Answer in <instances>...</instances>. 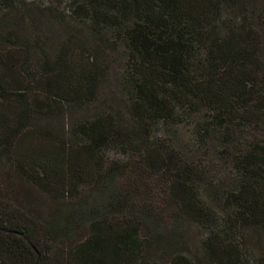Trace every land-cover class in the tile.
<instances>
[{"label":"trees","instance_id":"trees-1","mask_svg":"<svg viewBox=\"0 0 264 264\" xmlns=\"http://www.w3.org/2000/svg\"><path fill=\"white\" fill-rule=\"evenodd\" d=\"M65 1L69 18L88 36L97 41L110 34L125 43L122 80L131 122L112 113L80 122L78 146L37 127L38 117L93 103L107 70L72 44L73 35L54 60L23 33L2 36L0 147L15 176L56 203L43 217L0 199V264H145L153 243L144 232L153 216L136 200L145 195L141 188L158 180L167 183L181 212L208 231L204 263L264 264L249 238L250 231L264 233V134L244 139L233 155L223 217L199 199V171L183 165L165 139L153 138L176 103L209 110L224 137L264 126L261 35L236 14L233 23L219 26L222 7L233 11L238 0ZM14 2L0 0V13ZM205 127L198 141L208 136ZM110 147L131 162L104 160ZM120 177L127 181L121 187ZM167 264L198 263L176 254Z\"/></svg>","mask_w":264,"mask_h":264},{"label":"rangeland","instance_id":"rangeland-1","mask_svg":"<svg viewBox=\"0 0 264 264\" xmlns=\"http://www.w3.org/2000/svg\"><path fill=\"white\" fill-rule=\"evenodd\" d=\"M14 6L7 13H0V40L4 34L17 31L25 34L37 48L47 53L54 60L59 45L70 38L79 50L84 49L98 59L99 64L107 70L95 93L93 103L84 108L68 105L53 112L51 117H38L35 125L48 130L58 138L78 146L81 142L76 132L80 122L93 120L106 113L117 115L123 122L130 123L127 90L123 83V74L128 60V50L123 41L106 34L99 40L88 36L89 31L83 25L69 18L70 5L65 0H14ZM238 7H222L219 12L221 22L233 23L238 15L242 21H250L261 35L262 58L264 59V24L261 17L264 11V0H238ZM1 12V11H0ZM234 14V15H233ZM172 118L166 119L154 131L153 138L165 139L174 154L182 160L183 165H192L201 177L195 182L199 199L217 217L226 216L225 200L233 175V155L241 147L244 139L264 134L261 130L249 128L233 136L229 132L224 137L213 121V114L202 107L187 106L186 103L173 104ZM209 124H213L208 128ZM201 125L206 126L208 136L198 141L197 131ZM237 133V132H233ZM206 140V142H204ZM126 155L116 147L104 152V160L113 164L126 166ZM137 185L140 186L139 181ZM127 183L120 177L117 184L121 187ZM141 199L136 200L137 208L151 211L153 222L147 224L145 235L150 236L152 246L148 250L144 263L159 262L167 264L176 254H185L198 264H206V253L203 242L207 230L181 212L179 204L171 197L167 183L162 180L151 183ZM135 195V193H133ZM138 197V195H136ZM135 197V199H136ZM12 202L31 212L34 216H47L56 203L53 197L43 193L33 185L24 183L18 176L10 160L0 147V199ZM134 209L135 216L139 211ZM53 210V209H52ZM145 211V210H144ZM252 235V238L250 237ZM252 253L264 259V233L250 231Z\"/></svg>","mask_w":264,"mask_h":264}]
</instances>
